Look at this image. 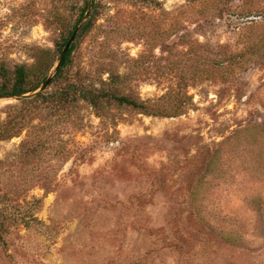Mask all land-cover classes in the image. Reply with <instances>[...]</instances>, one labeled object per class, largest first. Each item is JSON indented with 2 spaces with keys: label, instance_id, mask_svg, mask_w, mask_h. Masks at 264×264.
<instances>
[{
  "label": "rangeland",
  "instance_id": "obj_1",
  "mask_svg": "<svg viewBox=\"0 0 264 264\" xmlns=\"http://www.w3.org/2000/svg\"><path fill=\"white\" fill-rule=\"evenodd\" d=\"M88 1L0 0V64L55 51L52 15ZM92 2L83 83L181 109L78 101L43 147L0 141V264H264V0Z\"/></svg>",
  "mask_w": 264,
  "mask_h": 264
},
{
  "label": "trees",
  "instance_id": "obj_2",
  "mask_svg": "<svg viewBox=\"0 0 264 264\" xmlns=\"http://www.w3.org/2000/svg\"><path fill=\"white\" fill-rule=\"evenodd\" d=\"M91 3V9L94 10V3ZM88 4L89 1L79 11L77 19L71 25L65 24L60 13L52 15V25L63 29L60 41H55V51L35 48L31 64H0V98L18 97L15 103L5 107L4 118L1 119L0 116V141L27 132L35 136L32 149L37 150L43 147L45 140H49L52 135L50 130L76 114L72 104H77L78 101L88 103L96 111L107 109L109 106H124L137 113L167 117L177 115L180 111L181 107H176L172 110L173 115H170L171 113L164 111L165 109L160 111L156 104L145 103L132 96L119 94L112 86L113 76L110 77L107 88L87 87L82 81V71L70 66L74 42L67 50L48 86L41 91H36L56 65L62 49L83 18ZM93 18L94 13L90 16L89 12L87 21L81 26L76 38L88 30ZM54 84L57 87L55 91H47Z\"/></svg>",
  "mask_w": 264,
  "mask_h": 264
},
{
  "label": "water",
  "instance_id": "obj_3",
  "mask_svg": "<svg viewBox=\"0 0 264 264\" xmlns=\"http://www.w3.org/2000/svg\"><path fill=\"white\" fill-rule=\"evenodd\" d=\"M91 2L92 1L89 0L88 7H87L86 12L84 13L83 18L81 19V21L79 22V24L77 25V27L74 29V31L70 35L68 41L66 42L64 48L62 49V51H61V53L59 55L58 61H57L56 65L54 66L53 73L49 77L46 78V80L41 84V86L36 91H41V90L45 89L48 86V84L51 81L54 73L57 71V69L59 67V64L61 63L63 57L65 56L67 50L69 49V47L71 46L72 42L74 41L75 36H76L78 30L81 28V26L83 25V23L87 19L88 15H89V12H90V9H91V5H92ZM17 98L18 97H9V98H0V99L9 100V101H12V100L16 101Z\"/></svg>",
  "mask_w": 264,
  "mask_h": 264
}]
</instances>
